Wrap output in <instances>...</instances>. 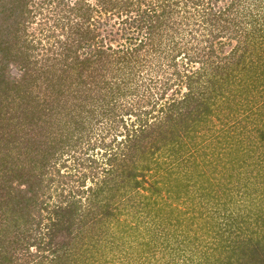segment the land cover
I'll list each match as a JSON object with an SVG mask.
<instances>
[{
	"label": "trees",
	"instance_id": "trees-1",
	"mask_svg": "<svg viewBox=\"0 0 264 264\" xmlns=\"http://www.w3.org/2000/svg\"><path fill=\"white\" fill-rule=\"evenodd\" d=\"M263 192L264 0H0V264H264Z\"/></svg>",
	"mask_w": 264,
	"mask_h": 264
},
{
	"label": "rangeland",
	"instance_id": "rangeland-1",
	"mask_svg": "<svg viewBox=\"0 0 264 264\" xmlns=\"http://www.w3.org/2000/svg\"><path fill=\"white\" fill-rule=\"evenodd\" d=\"M118 35H119V32H116L115 34H113V37L117 38ZM120 41H121V38H117V39H115V41L113 40L111 42H112L113 45H115L117 43H120ZM230 46L231 45H229V47ZM240 137H242V139H243L242 140V143L241 144L239 143V147H241L240 148L241 150L238 151V155H239L240 162H239V160L236 163L234 162L236 164V168L235 169L233 168V171H235V172H239V171L241 172V171H243V172H241L242 173L241 175L243 176L244 174L246 175L251 169L258 168L259 166L255 167V165H253V161L251 159H248V158H247L248 164L245 165L244 163H242L241 158H243V156L247 153L245 149H247L246 147H247V144H248L247 143L248 140L242 134H240ZM250 148H252V147H250ZM102 151L103 150L101 148H96V149H89L87 151V153L88 154H91L92 156H95L96 158L99 159L100 158V153H102ZM62 159L64 160L65 167L64 168L60 167L59 172L60 173H63L65 170L68 169V171H71V173H73L72 172L73 171V168L76 165V163L73 161V159L72 158L64 159L63 157H62ZM210 167H211L210 164L207 165L206 167H204V166L199 167V165H198V168H202L203 171L205 170L204 175L205 174L208 175V176L210 175L208 178H209V180H210L211 183H214V185H212L211 187L203 188L204 187L203 186V183L204 182H201L200 175H198V177H196V176H194L192 174L189 175V176L188 175L185 176L186 175V172L188 170L182 169V170H180V172L171 173V175L169 177V178H171L170 182L168 183V185L165 184L166 186L164 185L163 188L160 190L161 196L162 197H166V199L170 201L171 205H174L175 204L177 207H180L182 209H184L186 207H191V206L193 207V202L196 203V206L199 204L198 207H200L201 209H207V208H209V205L211 206L212 202H209L206 199L198 196L199 195V193H198L199 191L204 192L205 190L208 191L210 188H212V190H215L214 195L220 196V199H226V197L228 195H234V194H236V192H235L237 190L236 189V185H240V184H236L232 188V183H230V182L235 181V178H234L235 176L233 174V171H231L232 173L230 174L232 176V178L229 177L225 181L221 177L218 176L219 173H217V172L214 173L213 170H211ZM251 167H253V168H251ZM225 168L227 170V173H229L228 171H230V170L227 169V168H229V165L228 164H225ZM210 170L212 172H210V174H209V171ZM193 173H197V172L194 171ZM178 178H179V180H178ZM195 178H197L198 181L196 180L195 182H193V179H195ZM174 179L177 180L180 184L181 183H185V185H186V193H184V195L183 194H180V197L178 199H174L173 200L172 197L175 198V196L177 194L175 192V186L173 184L174 183ZM217 180L219 181V183L221 184V186L216 183ZM224 181H225V183H224ZM167 186H170V187H168L169 188V191L166 190V187ZM259 187H261V186H259ZM221 188H223V190H221ZM261 190H263V189L261 188ZM263 194H264V192H263ZM237 195H239V194L237 193ZM191 196H192V198L189 199ZM116 204L118 205V201L116 202ZM238 205H240V202H238ZM217 209H219V207ZM128 213H129V215H126V214L124 215L123 214V215L118 216V218L119 219H122V218L129 219L130 215H132V213H134V212L132 210H130V212H128ZM137 218H139V217H136L133 220L131 218L132 225L135 224ZM170 229H169V231H170ZM113 230H114V228H112V231ZM140 231H142V230H140ZM200 235L203 236L204 235V231H200ZM147 238H148V236L146 234H143V235H138V237L136 238V240L139 241V239H140V241L143 242ZM160 240L161 239L159 238L157 241L160 242ZM155 245H157L158 248H160V245L162 246V244H155ZM142 247L143 246H139V247L135 248L134 255L137 254V253H139L141 251ZM33 249L34 248H31V250H33ZM140 254L141 255H140V259H139V264H147V260H146L147 259V255H146L147 253L142 252ZM142 255H145L144 257H146V259H142ZM155 255L157 256V255H159V253H156ZM157 257H159V256H157ZM154 259H156V257ZM154 259L151 260L153 263L156 262V261H154ZM196 260H197L196 258H193V261L191 263H195ZM125 261H126L125 259H120L119 261H116V262H113V263L114 264H124Z\"/></svg>",
	"mask_w": 264,
	"mask_h": 264
}]
</instances>
